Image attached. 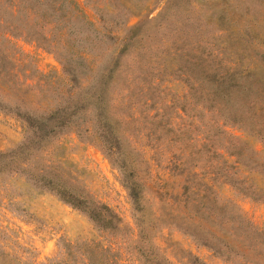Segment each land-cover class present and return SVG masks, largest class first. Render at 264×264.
Instances as JSON below:
<instances>
[{
  "label": "rangeland",
  "instance_id": "1",
  "mask_svg": "<svg viewBox=\"0 0 264 264\" xmlns=\"http://www.w3.org/2000/svg\"><path fill=\"white\" fill-rule=\"evenodd\" d=\"M2 36L12 44L0 42V153L13 156L14 172L0 167V264H82L81 240L107 241L82 212L35 187L41 168L114 215L107 264H264V235L245 229L247 221L264 234V144L224 123L200 84L249 71L250 100L264 109V0H0ZM66 52L84 59L87 76L63 71ZM108 69L105 111L133 158L125 170L135 203L123 156L110 159L70 130L37 143L39 113L75 109ZM202 183L224 219L194 204ZM206 231L239 255L200 244Z\"/></svg>",
  "mask_w": 264,
  "mask_h": 264
},
{
  "label": "trees",
  "instance_id": "2",
  "mask_svg": "<svg viewBox=\"0 0 264 264\" xmlns=\"http://www.w3.org/2000/svg\"><path fill=\"white\" fill-rule=\"evenodd\" d=\"M0 42H5L9 47L12 44V42L4 36L0 38ZM58 59H60L59 61L63 71L72 79L78 78L79 75L84 77L87 76V70L85 68L86 64L80 55L66 52L60 54ZM110 73L111 69H108L106 74H102L97 78L94 90L88 93V95L75 106V109L73 108L61 116H56L53 113H39L41 116L38 118L39 122L45 126L37 137V143L47 144L52 139L56 138V135L58 134L57 132L61 130H70L73 131L78 138L96 145L110 159L111 156L115 154L123 156L121 158L122 165L119 169L124 174L126 173L125 177L127 180L125 187L128 191V195L131 199H134L135 203L137 201L138 189L135 183L132 182L129 172L125 170V168L133 166V158L128 159L123 150H121V138L114 128L113 122H115V120L112 121L108 112L105 111L103 95L104 91H106V82L109 81L111 77ZM249 77V71L242 72L241 70H234L227 72L225 75L201 77L200 84L204 83L203 87H205V95L208 96L212 104L209 107H212V110L215 109L217 111V114H219V117L224 123L235 125L244 130L248 129L258 137L262 144H264V124H261L258 121L261 119L262 121L264 120V109L260 106V112L254 110V102L253 100H250L251 89L247 84V78ZM212 98L215 101H212ZM24 123H26L24 125L25 130L29 129L30 127L27 125L28 122L25 121ZM245 127L248 128L246 129ZM124 141L127 142V139L125 138ZM23 164H27V162H23ZM12 165L13 156L0 153V167L11 174L14 172V170H12ZM46 171L47 169L45 168H41L37 171L34 178L37 182L35 187L46 189L47 191L54 193L59 200L82 212L92 223L94 231L98 234L97 236L102 237V239L108 237L105 238L107 241L104 245H101V240L99 239L92 238L80 241V244L85 246V248L79 253V259L82 264L93 263V258L97 254H101V263L107 264L110 259L112 260L114 258V254H112L113 243L109 238L112 237L113 234L111 229L116 228L113 221L114 215H112L105 206L98 205V203L82 187H80V190L73 186L72 183L66 181L61 182L53 177L46 176ZM229 184L234 188L239 187L253 192L259 191L256 187L245 184L239 179H233ZM211 191V188L204 183H202L201 189H194V204L203 207L202 209L206 215L222 218V211L224 209L222 206L223 204L217 206L210 201L211 198L207 200V195L209 193L212 194ZM260 201L264 203V199ZM237 221L240 222V219ZM245 222L248 224L245 226L246 230L250 229L258 235H260V233L264 235L250 223L247 221ZM206 233L209 235L210 240L207 238L208 235H205L202 240H198L200 244L209 248L214 253L224 255L228 259L230 258V253L239 255V252L232 248L224 239L214 236L207 231ZM191 237L197 241L193 236ZM66 246V248L70 247L68 244H66ZM73 246H77V244ZM48 264H64V262L60 263L59 259H50ZM165 264L171 263L165 262Z\"/></svg>",
  "mask_w": 264,
  "mask_h": 264
}]
</instances>
